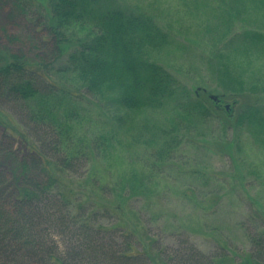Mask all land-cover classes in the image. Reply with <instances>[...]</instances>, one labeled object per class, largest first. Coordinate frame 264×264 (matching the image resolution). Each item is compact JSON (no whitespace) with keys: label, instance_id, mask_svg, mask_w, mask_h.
Masks as SVG:
<instances>
[{"label":"trees","instance_id":"16d2710c","mask_svg":"<svg viewBox=\"0 0 264 264\" xmlns=\"http://www.w3.org/2000/svg\"><path fill=\"white\" fill-rule=\"evenodd\" d=\"M32 2L13 0L25 15L27 36L43 52L32 58L0 51V125L5 136L27 146L18 188L9 194V205L0 203V264H170L177 257L187 264H264V224L249 234L248 250L205 253L188 239L174 249L149 235L141 239L129 226L118 240L113 227L97 220L127 212L141 221L132 199L159 192L153 167L118 177L109 164L105 171L97 164L109 160L117 130L139 126L138 112L176 98L180 113L157 150L164 156L173 152L183 129L214 118L226 128L263 134L264 98L253 102L245 93L247 82L226 62H220V75L228 81L222 87L244 93L235 118L220 115L198 96H178L179 79L150 58L169 43V34L151 16L114 0L39 1L26 16ZM76 27L82 32L74 34ZM246 35L263 43L261 32ZM2 138L5 156L12 145ZM257 215L264 222V212L258 209Z\"/></svg>","mask_w":264,"mask_h":264},{"label":"rangeland","instance_id":"374dc122","mask_svg":"<svg viewBox=\"0 0 264 264\" xmlns=\"http://www.w3.org/2000/svg\"><path fill=\"white\" fill-rule=\"evenodd\" d=\"M39 1L47 3L33 0L26 16L33 14ZM114 2L151 16L169 34V43L150 52V58L179 79L182 88L178 96H198L220 115L235 118L244 93L238 96L222 87L228 81L220 75V62H226L235 76L247 82L245 93L252 101L259 98L263 101L264 39L261 44L255 43L246 32L264 35V0ZM20 12L13 0H0V51L23 52L35 58L43 50L27 36L25 15ZM77 29L81 31L76 27L74 34ZM175 101L176 98L169 99L163 108L138 112L139 126L126 133L117 130L113 140L116 148L109 160L97 162L104 171L109 164L111 173L118 177L139 168L157 170L154 187L159 192L152 198L132 199L141 211V221L127 212L121 216L103 214L97 220L113 227L118 240L121 229L129 226L139 238L149 235L158 245L171 249L188 239L205 253L223 247L231 253L248 250L252 246L249 234L262 230L264 224L257 215L258 209L264 212V133L247 127L226 128L214 118L191 126L190 130L183 129L171 152L174 157L169 151L162 156L157 150L165 144L163 133L180 113ZM5 135L0 125V139L3 136L12 145L5 156L0 154V174L5 173L0 177L4 197H0V203L7 206L9 194L18 188L27 146ZM84 171L82 167L78 174ZM170 264L187 263L177 257Z\"/></svg>","mask_w":264,"mask_h":264}]
</instances>
